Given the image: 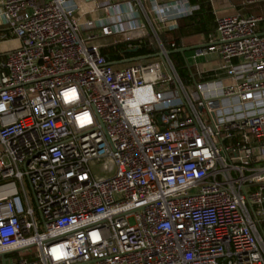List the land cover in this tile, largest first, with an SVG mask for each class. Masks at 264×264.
Returning <instances> with one entry per match:
<instances>
[{"label":"built area","instance_id":"1","mask_svg":"<svg viewBox=\"0 0 264 264\" xmlns=\"http://www.w3.org/2000/svg\"><path fill=\"white\" fill-rule=\"evenodd\" d=\"M198 10L0 0V264H264V18L216 15L187 79L164 33Z\"/></svg>","mask_w":264,"mask_h":264},{"label":"trees","instance_id":"2","mask_svg":"<svg viewBox=\"0 0 264 264\" xmlns=\"http://www.w3.org/2000/svg\"><path fill=\"white\" fill-rule=\"evenodd\" d=\"M191 5L199 6V10L192 16L183 18L180 21L178 30L168 31L165 33L164 39L175 43V49L182 48V40L195 35H209L214 29H216L215 19L211 10V7L205 0H190ZM249 15L261 16L264 15V2L247 5ZM264 18V17H263ZM264 28V21L261 23ZM215 27V28H214ZM140 44L139 40H135L133 44L140 45L139 52L137 54L128 53V47L125 43L117 45H109L102 48V55L110 63L120 62L125 59L152 55L159 52L157 44L153 37H145ZM175 49H171L174 51ZM170 58L177 64L179 73L189 79L187 65L185 57L179 53H174ZM186 73V74H185Z\"/></svg>","mask_w":264,"mask_h":264},{"label":"crops","instance_id":"3","mask_svg":"<svg viewBox=\"0 0 264 264\" xmlns=\"http://www.w3.org/2000/svg\"><path fill=\"white\" fill-rule=\"evenodd\" d=\"M176 1H179V0H159V3L160 4H169V3L171 4V3H174ZM187 1L189 2V5L192 7L193 5H191L190 0H187ZM205 1H206V3H208L210 5L214 19H216V15H224V16H227V15H245V16L247 15L248 16L249 15V13H248L249 11L246 8V6L248 5L247 0H205ZM262 2H264V0ZM196 7H199V6H196ZM179 23H180V21L177 22V29H175V30H178L179 25H180ZM258 30L260 33H264V28H263V26H261V24L259 25ZM214 31H215V29L207 36L195 35V36H191L188 38H184L182 40V48H179V49H183V48L194 49V48H198V47H201L203 45H206L208 40H209V36ZM167 32H165V33H167ZM165 33H164V37H165ZM166 42L168 44H175L172 41L166 40ZM179 49H177V50H179ZM189 52H194L191 56L193 59V56L195 55L196 49L191 50ZM199 60H203V62L200 64V63H198ZM217 60H218V58L216 56L201 57V58L197 59V61H195V62H197V64L195 65V69H193L191 67L190 71H193L195 73L197 71H210V70L215 68ZM224 79L229 80L228 78H224Z\"/></svg>","mask_w":264,"mask_h":264},{"label":"rangeland","instance_id":"4","mask_svg":"<svg viewBox=\"0 0 264 264\" xmlns=\"http://www.w3.org/2000/svg\"><path fill=\"white\" fill-rule=\"evenodd\" d=\"M264 17V15H262ZM114 39H117L116 37L112 38V39H104V40H101L99 44H102L104 46H108L110 44H112L113 40ZM20 42L17 41L16 39L14 38H9L7 41H4V42H0V56L1 55H5L7 54L8 52H11L13 50H16L20 47ZM158 47V46H157ZM159 49V47H158ZM160 51V50H159ZM194 52H187L185 54V60H186V65H187V70H188V75L190 76V68L192 67L193 69H195V65L197 64V62H195L193 59H192V54ZM203 60H199L198 63H202ZM190 67V68H189ZM186 74V73H185ZM224 84L225 86H231L233 85V81L231 79L229 80H225L224 81ZM27 191H28V194L30 195V197H32V194H31V191H30V188H29V185H27Z\"/></svg>","mask_w":264,"mask_h":264},{"label":"water","instance_id":"5","mask_svg":"<svg viewBox=\"0 0 264 264\" xmlns=\"http://www.w3.org/2000/svg\"><path fill=\"white\" fill-rule=\"evenodd\" d=\"M263 36H264V34H263ZM194 49H197V48H194ZM194 49L183 48V49H179V50H176V51H170L166 55L170 56V55H172L174 53H179V54H181V55H183L185 57V54L187 52H189L191 50H194ZM138 52H139V48H134V49L128 50V53H130V54H137ZM164 57H165L164 53L158 52L156 54L145 55V56H137V57L125 59V60L120 61V62H113V63H110V64L113 65V66H115V65H127V64H132V63H136V62L152 60V59H163Z\"/></svg>","mask_w":264,"mask_h":264}]
</instances>
